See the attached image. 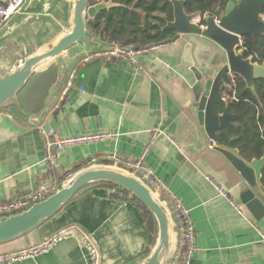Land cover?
Returning a JSON list of instances; mask_svg holds the SVG:
<instances>
[{"label":"crops","instance_id":"obj_1","mask_svg":"<svg viewBox=\"0 0 264 264\" xmlns=\"http://www.w3.org/2000/svg\"><path fill=\"white\" fill-rule=\"evenodd\" d=\"M134 1L146 18H154L160 26L172 18L170 0ZM70 3L34 2L22 13L30 16L44 7L46 16H30L11 35H24L28 50L33 46L30 34L37 48L43 47L66 29ZM20 14L0 29V35ZM185 43L191 45V67L182 63ZM136 59L132 63L115 57L111 49L85 53L79 46L72 47L63 57L69 81L41 123L24 119L18 111L0 110V200L34 198L43 190L42 183L51 191L92 162L113 163L112 156L124 161L142 157L161 194L175 195L189 210L195 231V252L189 264H264V218L255 219L235 203L239 177L208 148L209 140L195 121L204 79L212 78L226 62L223 49L204 37L186 35ZM51 116L47 133L43 126ZM154 129L159 131L151 139ZM96 131H110L114 137L60 150L53 145L59 136ZM263 168L264 164L262 172ZM115 191L101 185L82 191L41 227L0 245V255L62 229L73 234L45 251L0 264H89L90 252L81 235L92 241L100 264L133 261L150 248L153 238L139 204L130 197H115Z\"/></svg>","mask_w":264,"mask_h":264},{"label":"water","instance_id":"obj_2","mask_svg":"<svg viewBox=\"0 0 264 264\" xmlns=\"http://www.w3.org/2000/svg\"><path fill=\"white\" fill-rule=\"evenodd\" d=\"M28 0L24 10L31 8L34 2ZM225 10L218 16L205 15L204 27L191 21L192 13L184 10V0H170L172 18L160 27L161 31H171V37L159 43H175L186 35H197L211 40L225 53L226 62L212 78L204 79L203 90L196 106V123L208 140L214 142L212 148L237 173L240 180L239 193L234 200L237 205H243L252 216L259 220L264 218V183L262 182V167L264 154L259 158L243 156L237 147L218 141V130L225 128L229 139L233 121L242 118V113H230L227 107L222 112L215 109L217 90L222 86V78L232 73L240 77L247 87L253 88L256 79H264V64L253 63L244 57L241 49L245 35L264 34V20L261 18L264 0H224ZM47 6V5H43ZM111 0H100L89 4L88 0H71L66 29L54 40L37 48L28 50L24 35L12 36L14 29L27 24L30 16L35 19L46 16L44 7L32 15L20 14L11 21L0 35V110L14 105L18 113L26 120L39 124L53 106L69 78V67H66L63 57L75 46L81 47L85 53H91L95 48L111 49L109 39H103L100 34L95 36L89 29V20L101 10L115 7ZM30 33V31L28 30ZM104 40V41H103ZM157 45V44H154ZM149 45V46H154ZM191 45L185 43L182 52V63L192 66ZM54 63L57 67L55 84L43 107L34 113L27 112L19 99L20 91L25 87L32 75ZM201 78V77H200ZM51 117L43 129L48 133ZM99 183H110L113 190L124 189L139 200L149 211L155 223L156 231L150 248L127 264H169L172 259L176 231L178 226L172 217L171 210L163 202L162 196L142 182L126 168L108 163L92 162L76 169L62 179L46 197L33 201L21 211L0 214V245L12 242L41 227L43 223L59 213L75 196L86 187ZM66 234H73L66 230ZM83 235H81V240ZM40 241H38L39 243ZM34 243L32 245H36ZM31 245V246H32Z\"/></svg>","mask_w":264,"mask_h":264},{"label":"trees","instance_id":"obj_3","mask_svg":"<svg viewBox=\"0 0 264 264\" xmlns=\"http://www.w3.org/2000/svg\"><path fill=\"white\" fill-rule=\"evenodd\" d=\"M100 0H88L94 4ZM108 1V0H105ZM115 7L101 10L95 17L89 20V29L95 36L101 35L110 42L118 43L123 47L142 48L159 44L172 35L171 31H161L160 24L154 18H146L143 11L134 0H111ZM169 1V0H167ZM186 13H198L202 21L205 15L218 16L225 10L224 0H184ZM264 14V7L262 9ZM241 49L244 57L250 58L253 63L264 64V34L245 35ZM57 67L54 63L48 65L32 75L25 87L19 93V99L23 108L29 112L38 111L44 104L48 94L55 84ZM231 90H229L230 87ZM223 91L234 95L227 101L221 100ZM227 107L231 113H242V118L233 121L231 138L225 128L218 130V141L237 147L243 156H260L264 152V79H256L251 89L238 76L233 79L226 74L222 78V86L217 90L215 109L222 112ZM17 114L14 105L8 107ZM262 182L264 183V168ZM109 189L110 183H99ZM86 187L83 191L89 189ZM115 197L134 199L140 206L146 218L150 238L155 232V223L146 207L131 193L124 189H118L113 194ZM149 249V248H148ZM147 249V250H148Z\"/></svg>","mask_w":264,"mask_h":264},{"label":"built area","instance_id":"obj_4","mask_svg":"<svg viewBox=\"0 0 264 264\" xmlns=\"http://www.w3.org/2000/svg\"><path fill=\"white\" fill-rule=\"evenodd\" d=\"M237 1V0H234ZM27 0H0V29L5 27L9 21L16 15L20 14ZM261 18L264 20V14L261 13ZM191 21L198 23L199 27L203 28L204 23L201 16L197 13L191 17ZM106 39V38H105ZM104 39V40H105ZM109 44L113 46L111 50V55L115 57H123L129 59L132 63H137V55L147 53L159 44L154 46L135 48V47H123L118 43H113L109 41ZM231 79L234 78L232 73H228ZM230 87V86H229ZM232 87L229 88L231 90ZM231 97L232 100H237L234 95L228 94L227 91H223L221 95L222 101H227ZM158 129H154L151 132V139H153ZM114 133L110 131H96V132H86L74 135H65L57 137L53 145L58 150L64 147L75 145V144H89L93 142L105 141L108 138H113ZM214 142L209 140L208 148H212ZM113 157V162L119 164L120 166L128 169L134 175H136L142 182L146 183L152 187L155 192L162 196L163 202L169 207L172 213V217L176 220L178 230L176 231L177 237L175 240L174 252L169 264H189L194 252H195V231L193 223L190 218L189 210L183 205L181 200L173 194L162 195L158 188L157 181L153 174V171L143 164V158L140 157L133 161H124L118 157ZM43 190L34 196V198L29 197H19L15 199H1L0 200V214H8L17 211H21L30 205L33 201L46 197L50 190L45 183H42ZM66 230L62 229L57 233L49 236L44 241L28 246L26 248L10 252L4 255H0V262H12L20 259H24L35 255L39 252L47 250L56 241L67 236ZM262 238L264 236L262 235ZM83 244L86 245L90 252L91 262L89 264H100V257L97 249L93 245L92 241L87 237L82 238Z\"/></svg>","mask_w":264,"mask_h":264},{"label":"rangeland","instance_id":"obj_5","mask_svg":"<svg viewBox=\"0 0 264 264\" xmlns=\"http://www.w3.org/2000/svg\"><path fill=\"white\" fill-rule=\"evenodd\" d=\"M57 31H58V29H57L56 31H52L51 34H54V33L57 32ZM68 81H69V80H68ZM109 164L120 166L118 163L115 164L114 162H113V163H109ZM120 167H122V166H120ZM123 168H124V167H123ZM155 231H156V230H155ZM154 234H155V232H154ZM47 238H48V237H47ZM45 239H46V238H45ZM45 239H44V240H45ZM44 240H42V241H44ZM42 241H40V242H42ZM40 242H39V243H40Z\"/></svg>","mask_w":264,"mask_h":264}]
</instances>
